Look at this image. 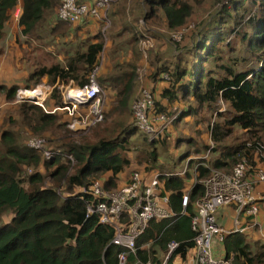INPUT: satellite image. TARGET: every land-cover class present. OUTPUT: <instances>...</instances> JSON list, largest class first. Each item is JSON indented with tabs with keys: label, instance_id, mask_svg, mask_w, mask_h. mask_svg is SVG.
Returning <instances> with one entry per match:
<instances>
[{
	"label": "trees",
	"instance_id": "obj_1",
	"mask_svg": "<svg viewBox=\"0 0 264 264\" xmlns=\"http://www.w3.org/2000/svg\"><path fill=\"white\" fill-rule=\"evenodd\" d=\"M90 1L76 0L77 3ZM142 1L143 17L151 18L160 11L166 27L170 30L182 26L192 10L191 4L185 0ZM249 2L256 5V9L252 15L249 14L251 17L246 28L235 30L233 25H228L229 20L236 23L237 13L245 8L244 0H233L228 5L230 7L222 10L224 19L220 14L217 18L209 20L207 27H202V30L192 35L190 47L183 48L170 61L157 63L153 80H149L146 86L155 101V114L164 113L170 117L166 103L172 105L178 102L181 105L186 98L187 101L194 100V103L189 102L190 104L181 109L179 115L182 119L187 115L195 116L200 105L215 112L217 120L211 126V136L215 143L232 136L235 130L248 134L244 143L224 145L226 151L220 152V155L207 165L202 163L205 162L204 159L196 161V164L195 161H190L189 165L195 167L196 179L207 177L211 169L228 171L242 158L252 163L253 154L263 151L264 0ZM60 4L61 0H0V43L8 35L13 11L18 5L21 12L17 24L24 37L40 38V31L45 24H49L51 33L58 32L59 35H64L68 27L67 32L70 35L85 31L86 24L93 18L85 16L76 21L61 19L57 15ZM109 12L110 9L108 17ZM97 22L103 27L102 21ZM231 33L236 35L248 54L243 56V60L254 61L255 67L249 66L245 70L224 67L222 60L230 59L221 54V45L229 46L225 35ZM99 37L97 35L92 40H84L71 53L66 50L62 62L35 67L29 72L25 83H37L42 76L47 75L52 83L58 79L63 84L73 81L84 85L103 51V41ZM218 68L225 69L216 73ZM106 72L104 70L103 74L99 75L98 71L97 82L101 89L103 87L115 90L120 79L111 74L106 75ZM163 74L168 75L167 80L162 77ZM156 82L162 85L158 87ZM19 84H0V90L4 91L7 101L13 99ZM131 85L132 77L116 92L124 111L130 97ZM51 102L53 104H50ZM219 102L225 105L224 110ZM19 104L20 115L27 118L29 127L35 133H41L44 126L52 129L58 123L60 113L65 117V126L70 120L64 110L46 112L33 102L23 101ZM49 104L50 106H47ZM1 105L3 103H0V107ZM45 105L49 108L63 105L58 90H53ZM197 112L199 113V109ZM179 115L173 117L170 126L178 120ZM63 124L58 123L60 128ZM67 131L68 129L61 132L62 136L68 139L62 140L63 150H59L65 158L66 154H71L74 158L76 165L73 172L69 171L68 164L65 165L62 154L45 159L39 152L19 142L18 134L12 129L0 133V264H118L117 254L124 248L111 243L114 236L113 227L100 223L96 215L86 217V205L95 203L96 198L82 189L94 180H99L105 188L117 186L120 173L131 164L126 151L136 149L137 145H132L135 140L144 148L147 147L144 153L146 165L143 168L149 170L152 167L150 163L156 160L154 139L162 140L164 145V134L150 140L146 136L140 140L137 136L132 138L138 131L134 121L127 123L115 136L101 135L94 143L83 140L75 142L66 136ZM67 161L70 162L68 159ZM38 165L42 170L36 168ZM26 166L36 169L27 174L24 172ZM170 173L173 174L162 175L160 178L169 192L170 206L175 212V217L149 221L147 228L136 240L137 256L142 261H145L147 256L140 246L149 240L153 241L152 249L155 254L158 251L165 252L166 244L170 240L179 243L177 251L182 255L194 244L195 233L190 227L191 218L195 212L194 202L204 192L203 185L200 182L194 184L189 192V201L182 211L181 196L187 184L186 178L189 179L190 174L186 173L183 178L174 172ZM49 178L51 185H46ZM60 186H64L67 195L61 197L57 193L55 187ZM224 245L227 253L233 255V264H264V243H249L244 233L231 232L225 237ZM133 259V256L129 255L128 264H132ZM154 259L156 260V256Z\"/></svg>",
	"mask_w": 264,
	"mask_h": 264
},
{
	"label": "rangeland",
	"instance_id": "obj_2",
	"mask_svg": "<svg viewBox=\"0 0 264 264\" xmlns=\"http://www.w3.org/2000/svg\"><path fill=\"white\" fill-rule=\"evenodd\" d=\"M185 1L191 4L192 10L190 16L182 25L185 27V31L178 41L174 40L172 34L183 27L179 26L176 29H168L160 11L156 12L151 18L145 19L142 15L144 12L141 6V3H143L142 0H117L113 3L109 12V25L102 33L100 32L102 25L95 21L87 23V29L85 31H79L71 35L68 34L69 27L65 30L66 32L64 35H59L58 32L51 33L49 24H45L44 28L40 31L41 37H38V39L24 37L21 34L20 27L16 21L17 18L14 17L17 8L14 9L13 20L9 27L8 35L6 39L4 38L2 41L3 43H0V84L6 86L8 84V86H10L11 84L21 82L18 88L34 87L43 81L53 84L47 75L42 76L37 83L29 82L26 84L25 79L29 72L35 67L49 65L57 61L62 62L64 59L63 54L66 50L71 53L81 45L79 43L86 39L92 40V38H95L97 35L102 39L103 45L105 44V47H103L104 51L100 55L98 62L99 75L103 74V71L106 70V73H108L106 75L111 74L120 79V82H118V87L115 90L102 87L105 92V115L103 113V119L84 132H73L68 129V127L65 126V117L61 113L58 114V123H64L61 128L57 123L52 129L44 126L41 129V133L33 132L28 125L27 118L19 113V103L21 102H15L14 96L12 100L7 101L4 91L0 90V103H3L0 107V133L3 130L12 129L14 133L18 134L17 140L25 145L29 135H41L48 140V146L52 149H60L61 151L63 150L61 148L62 140L68 139L62 136V130L68 129L66 136L75 142L83 140L88 143H94L101 135L105 137L115 136L127 125V123L130 124L133 122L130 113L131 103L143 88H147L148 81L153 80L152 76L154 74L155 65L163 60L170 61L173 59V56L181 52L183 48L186 49L190 47L192 35L202 30V27H207L209 20L217 18L220 14H222L221 17L224 19L225 14L222 10L230 7L228 5H230L233 0ZM243 5L245 6L244 11L240 9L237 13L238 18H235L237 22L235 23L229 20L228 25H233L235 30L236 28H246L247 23H249V17H251L256 9V5L250 3L249 0H244ZM131 25H134V27ZM135 31L137 32L135 33ZM131 37H133V39ZM225 38H227L226 41L229 43V46L224 47V45H221V54L228 57L230 61L226 59L222 60L224 67L231 66L235 70H245L249 66H256L254 61L250 62L249 59L243 60V56H248V54L245 48H242V45H240L234 33L226 34ZM59 56L62 58L59 59ZM223 69L218 68L215 71L216 73H221V70L224 71ZM131 77L132 85L129 91L130 97L127 99L128 101L125 106L126 111H124L123 105L118 102L119 96H116V92H118ZM70 84L76 83L73 81H69L66 84L57 83L54 89H59L58 92L60 91V94L61 91H66ZM123 95L125 94H122V96ZM24 102L32 103L31 101ZM189 102L193 104L194 100L187 101L186 98L182 101L181 105L178 102L172 105L166 103L167 110L169 111L168 115L170 117H177L181 113V109L185 108L187 104H190ZM50 104L53 103L51 102ZM50 104L47 106H50ZM219 105L222 107V110H224L225 105L221 102H219ZM198 109L199 113L197 112ZM198 109L196 110L195 116L187 115L182 119L179 115L178 120L173 122L168 128V133L165 132L162 136V138H165L164 145L162 144V140L154 139L155 142L153 146L155 147L156 160L150 163V166H152L149 169L150 172H183L184 176L186 173H189L190 178H186L187 184L192 185L195 181L199 182L200 179H196L197 173L195 167L189 165L190 161H195L196 164V161L200 162L198 160L204 159L205 162L202 163L207 165L220 155V152L226 151L227 148H223L225 147L224 145L228 146L231 144L236 145L237 143H244L248 134L242 130H235L232 136H228L220 143H215L211 136V126L212 123L217 120L216 113L212 112L204 105L198 106ZM35 125L39 127V124L36 123ZM136 136L139 140L144 136L150 140L149 135L139 130L132 138H136ZM135 141L136 142H132V145L136 144V149L134 150L132 148L126 151V155L131 159V164L120 173L119 179L125 177L131 169L143 168V166L146 165L144 153L147 147L144 148L140 142H137V140ZM175 141H177V144H175ZM262 143L263 151L253 154L252 164L264 163V139H262ZM215 148L217 150L213 151L212 149ZM139 155L141 157H139ZM62 158L65 165H69V171L73 172L76 164L74 163L73 165L71 162H68L65 155H63ZM40 167L41 166L38 165L36 168L41 169ZM29 168L30 167L26 166L24 172L28 174L36 169H32V167ZM230 168H232V166ZM46 185H51L50 178L46 180ZM55 188L56 190L58 189L62 196L68 194L64 186ZM259 209V214H262L263 218L264 209ZM225 219H227V217H225ZM258 231L264 233V224L258 227ZM258 231L256 232V230L251 228L246 229V233L248 234L246 237L249 243L254 242L252 238L254 240L259 239L261 243H264V237H260ZM249 235L252 236L251 239L248 237Z\"/></svg>",
	"mask_w": 264,
	"mask_h": 264
},
{
	"label": "built area",
	"instance_id": "obj_3",
	"mask_svg": "<svg viewBox=\"0 0 264 264\" xmlns=\"http://www.w3.org/2000/svg\"><path fill=\"white\" fill-rule=\"evenodd\" d=\"M116 1L91 0L89 3H77L76 0H61L57 15L68 21H76L85 16L102 21L103 32L109 25L108 11ZM184 31L185 27L172 34L174 40H180ZM98 65L93 66L84 85L70 84L66 91H61L62 106L49 108L45 105L57 83H61L58 79L53 84L43 81L34 87L18 88L14 101H31L46 112L64 110L70 117L66 125L68 129L84 132L103 119L105 92L96 79ZM162 77L168 79L167 74ZM154 107L155 101L148 88H143L131 103L134 124L139 131L149 135L150 139L162 136L173 120V117L164 113L155 114ZM26 145L45 159L63 154L59 149L50 148L48 140L39 135H29ZM66 157L71 164L75 162L71 154H66ZM172 174L133 168L117 186L111 188H105L99 180H94L82 189L96 198L95 203L86 205V217L96 215L100 223L113 227L111 243L124 248L117 254L118 264H128L129 255L134 258L132 264H233V255L227 253L224 240L231 232L244 233L247 228H254L259 224L257 214L260 205L264 204V163L252 164L242 158L228 171L211 169L207 177L200 179L204 192L194 202L195 212L190 226L195 233L193 247L182 255L177 251L179 243L170 240L165 252L158 251L155 254L152 249L153 241L149 240L140 246L147 256L142 261L137 256L136 240L147 228L149 221L175 217L170 206L169 192L160 178L162 175ZM175 174L184 178L183 172ZM196 182L198 181L192 185L186 184L183 190L182 211ZM57 193L63 197L58 189ZM223 206H232L234 209L235 218L231 227H226L218 218V210ZM240 217L244 225L239 220ZM262 236L264 237V233Z\"/></svg>",
	"mask_w": 264,
	"mask_h": 264
},
{
	"label": "crops",
	"instance_id": "obj_4",
	"mask_svg": "<svg viewBox=\"0 0 264 264\" xmlns=\"http://www.w3.org/2000/svg\"><path fill=\"white\" fill-rule=\"evenodd\" d=\"M16 9V8H15ZM20 12H21V8H20V6L18 5L17 6V12L14 14V17H16L17 19H16V21L18 20V16H19V14H20ZM90 21H95V22H97V20H94V19H91ZM85 29H87L86 27H85ZM103 47H105V44L103 45ZM104 51V50H103ZM102 51V52H103ZM102 54V53H101ZM104 57V56H103ZM102 57V58H103ZM59 59H61L62 57H58ZM15 76V75H14ZM18 83H21V82H18ZM151 83V82H150ZM157 83V82H156ZM158 87H160L162 84L161 83H157L156 84ZM124 178V177H123ZM123 178H121V179H119V181H121ZM185 187H186V185H185ZM260 208H262V209H264V204H261L260 205ZM260 210V209H259ZM225 217H227V219H225ZM218 218H219V220L221 221V223L222 224H224L226 227H231L232 225H233V221H234V218H235V216H234V209H233V207L232 206H223V207H221L219 210H218ZM239 220H241V223L244 225V221L242 220V217H240L239 218ZM257 221L259 222V224L257 225V226H255L254 228H251V229H253V230H256V232L258 231V227H260V225H262V224H264V217L262 218V214H259V212H258V214H257ZM244 234L245 235H248L247 233H246V231L244 232ZM262 232H260V231H258V235L260 236V237H263L262 236ZM250 239L252 238V236H248ZM258 238V237H257ZM252 241H259L260 242V240L259 239H256V240H254L253 238H252Z\"/></svg>",
	"mask_w": 264,
	"mask_h": 264
}]
</instances>
